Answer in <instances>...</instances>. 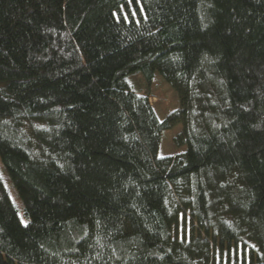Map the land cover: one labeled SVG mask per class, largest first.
I'll list each match as a JSON object with an SVG mask.
<instances>
[{"label": "trees", "instance_id": "obj_1", "mask_svg": "<svg viewBox=\"0 0 264 264\" xmlns=\"http://www.w3.org/2000/svg\"><path fill=\"white\" fill-rule=\"evenodd\" d=\"M0 167V264H264V0H0Z\"/></svg>", "mask_w": 264, "mask_h": 264}, {"label": "rangeland", "instance_id": "obj_2", "mask_svg": "<svg viewBox=\"0 0 264 264\" xmlns=\"http://www.w3.org/2000/svg\"><path fill=\"white\" fill-rule=\"evenodd\" d=\"M140 76V75H139ZM138 75H135L129 78L128 82L131 84L132 88L136 89L138 87H143L144 83L142 79ZM134 86V87H133ZM149 90H148V101L153 108L157 118L162 120L167 114L177 108L178 106V98L176 92L163 80V78L157 74L156 72L153 73V77L149 83ZM155 98V100H154ZM181 125L175 124L169 129L162 130L160 133V140L158 145L157 156L164 157V156H171L174 157L185 150V146H176L174 144V137L180 132ZM0 177L3 181V184L8 192L10 199L12 200L13 204L17 206L18 199L15 196V192L11 186L10 181L5 177V171L2 167H0ZM19 216L22 221H24L21 211L19 212ZM184 231L190 229L189 221L186 220L184 222ZM195 226V222H193ZM212 256L216 264L218 262L224 263L227 260L231 264L234 258V251L232 249L227 250L223 247L221 250H212Z\"/></svg>", "mask_w": 264, "mask_h": 264}]
</instances>
